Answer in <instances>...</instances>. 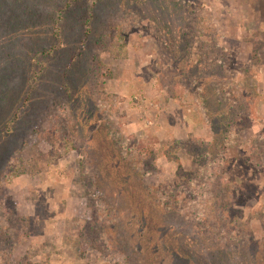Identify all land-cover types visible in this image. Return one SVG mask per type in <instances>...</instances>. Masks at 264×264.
I'll list each match as a JSON object with an SVG mask.
<instances>
[{
    "label": "rangeland",
    "instance_id": "obj_1",
    "mask_svg": "<svg viewBox=\"0 0 264 264\" xmlns=\"http://www.w3.org/2000/svg\"><path fill=\"white\" fill-rule=\"evenodd\" d=\"M13 1L0 264H264V0Z\"/></svg>",
    "mask_w": 264,
    "mask_h": 264
},
{
    "label": "trees",
    "instance_id": "obj_2",
    "mask_svg": "<svg viewBox=\"0 0 264 264\" xmlns=\"http://www.w3.org/2000/svg\"><path fill=\"white\" fill-rule=\"evenodd\" d=\"M70 1V0H69ZM69 1H68V3H69ZM8 4L13 8V11L14 12H16L18 15H19V17L17 18V20H19V21H22V22H25V21H27V20H25L24 18H23V15L24 14H26V13H28V14H32V11H30V13H29V10L25 7V5H23V4H16V2H14L13 0H11V2H8ZM70 4H68V6H67V8H66V11H69L70 10ZM65 10H58V12L60 13V15L64 12ZM76 12H81V8H78L77 7V10H76ZM73 13V10H71L70 11V14H72ZM28 17H29V15H28ZM43 27V26H42Z\"/></svg>",
    "mask_w": 264,
    "mask_h": 264
}]
</instances>
